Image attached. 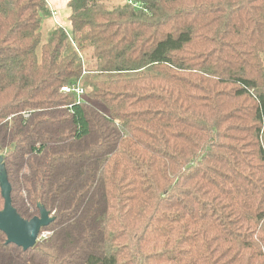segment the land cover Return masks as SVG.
Instances as JSON below:
<instances>
[{
	"label": "trees",
	"instance_id": "16d2710c",
	"mask_svg": "<svg viewBox=\"0 0 264 264\" xmlns=\"http://www.w3.org/2000/svg\"><path fill=\"white\" fill-rule=\"evenodd\" d=\"M66 11L43 38L45 0H0L11 204L53 218L0 264H264V0Z\"/></svg>",
	"mask_w": 264,
	"mask_h": 264
},
{
	"label": "water",
	"instance_id": "95a60500",
	"mask_svg": "<svg viewBox=\"0 0 264 264\" xmlns=\"http://www.w3.org/2000/svg\"><path fill=\"white\" fill-rule=\"evenodd\" d=\"M0 192L4 205L0 210V232L6 236V243L13 244L22 250L35 246L42 228L47 227L53 218L39 206V216L30 220L22 219L11 204V187L0 156Z\"/></svg>",
	"mask_w": 264,
	"mask_h": 264
},
{
	"label": "crops",
	"instance_id": "0c3cea01",
	"mask_svg": "<svg viewBox=\"0 0 264 264\" xmlns=\"http://www.w3.org/2000/svg\"><path fill=\"white\" fill-rule=\"evenodd\" d=\"M69 0H45L50 12L51 17L44 20L42 25L45 24L48 27L52 25H59L66 31L70 29V24L67 21V2Z\"/></svg>",
	"mask_w": 264,
	"mask_h": 264
},
{
	"label": "built area",
	"instance_id": "2783aa9c",
	"mask_svg": "<svg viewBox=\"0 0 264 264\" xmlns=\"http://www.w3.org/2000/svg\"><path fill=\"white\" fill-rule=\"evenodd\" d=\"M127 1L129 2V0H127ZM61 92H65V93L72 92L79 99L80 96L83 94V89L81 88L80 84L77 83L76 85H74L72 87H62ZM45 235H47V234L46 233L43 234L42 237H45Z\"/></svg>",
	"mask_w": 264,
	"mask_h": 264
},
{
	"label": "rangeland",
	"instance_id": "374dc122",
	"mask_svg": "<svg viewBox=\"0 0 264 264\" xmlns=\"http://www.w3.org/2000/svg\"><path fill=\"white\" fill-rule=\"evenodd\" d=\"M48 30H49V27H48L47 25H45V24H43L42 27L40 28V32L42 33L43 38L46 36V33H47ZM263 59H264V57H263ZM88 79H89V78L86 77V76L83 77V80H84V81H87ZM81 83H83V82H80V86H81ZM85 89H86V88H85ZM42 235H43V234H40V235H39V238L42 237ZM45 236H46V235H45ZM39 238H38V239H39ZM42 238H44V237H42Z\"/></svg>",
	"mask_w": 264,
	"mask_h": 264
}]
</instances>
